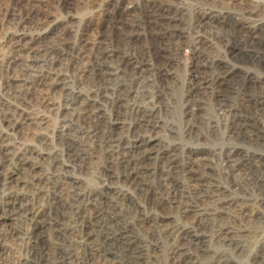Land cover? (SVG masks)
<instances>
[{
	"label": "rangeland",
	"instance_id": "374dc122",
	"mask_svg": "<svg viewBox=\"0 0 264 264\" xmlns=\"http://www.w3.org/2000/svg\"><path fill=\"white\" fill-rule=\"evenodd\" d=\"M0 264H264V0H0Z\"/></svg>",
	"mask_w": 264,
	"mask_h": 264
},
{
	"label": "bare ground",
	"instance_id": "6f19581e",
	"mask_svg": "<svg viewBox=\"0 0 264 264\" xmlns=\"http://www.w3.org/2000/svg\"><path fill=\"white\" fill-rule=\"evenodd\" d=\"M19 215V214H18ZM21 215V214H20ZM108 234V233H107Z\"/></svg>",
	"mask_w": 264,
	"mask_h": 264
}]
</instances>
